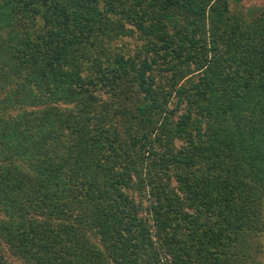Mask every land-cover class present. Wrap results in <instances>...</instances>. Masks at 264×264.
Returning <instances> with one entry per match:
<instances>
[{"label": "trees", "instance_id": "1", "mask_svg": "<svg viewBox=\"0 0 264 264\" xmlns=\"http://www.w3.org/2000/svg\"><path fill=\"white\" fill-rule=\"evenodd\" d=\"M0 0V264H264V9Z\"/></svg>", "mask_w": 264, "mask_h": 264}, {"label": "rangeland", "instance_id": "2", "mask_svg": "<svg viewBox=\"0 0 264 264\" xmlns=\"http://www.w3.org/2000/svg\"><path fill=\"white\" fill-rule=\"evenodd\" d=\"M234 9L250 19L264 9V0H245L242 4L235 5ZM262 242L264 245V235L262 237ZM262 259L264 262V253Z\"/></svg>", "mask_w": 264, "mask_h": 264}]
</instances>
